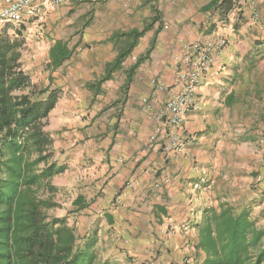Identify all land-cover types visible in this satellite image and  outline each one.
<instances>
[{"label": "crops", "instance_id": "1", "mask_svg": "<svg viewBox=\"0 0 264 264\" xmlns=\"http://www.w3.org/2000/svg\"><path fill=\"white\" fill-rule=\"evenodd\" d=\"M109 1L112 0L93 4ZM144 1L130 0L131 13L137 14ZM215 1L203 4L202 0H164L167 7L202 2L207 15L202 14L200 20L189 23L180 18V23L168 27L167 23L162 26L161 12L155 7L147 28L126 32V37H132L130 42L76 50L67 45L71 51L68 59L55 66L50 58L45 86L32 79L40 88L62 90L46 129L50 133L62 131L59 140L51 133L54 149L64 148L65 172H74L80 180L72 204L81 196L86 205L73 226L78 229L80 242L85 236L95 234L96 252L101 261L187 264L185 259L191 258L194 264L205 258L196 245L202 238L200 229L205 209L217 206L213 205L212 194L220 175L219 150L225 148L223 134L238 139L231 146L240 150L236 154L254 158L252 162L242 158L237 163L231 160L233 165L227 170L238 169L242 173L238 188L229 190L243 192L242 195L254 190L255 197L249 202L248 196L240 209L249 210L252 216L251 201H255L260 210L252 219L264 228V86L261 89L247 86L248 68L264 66V30L259 26H254L250 33L246 28L234 29L226 15L229 12L216 14L214 10L221 7ZM2 5L0 0V9ZM75 5L78 4L57 8ZM49 15L50 11L39 21ZM36 22H6L0 26V37L9 33V25ZM213 33L225 36L228 45L216 56L213 69L199 84L197 107L185 115V132L189 138L185 148L179 154L167 152L164 131L151 139L156 126L154 112L177 89L185 45ZM252 38L249 45L245 40ZM22 67L26 71L23 63ZM59 76L63 83L56 80ZM153 82L165 83L169 88L158 92ZM154 93L160 97L159 104L151 100ZM246 99L254 100V109H249ZM87 100L93 101L94 109L87 110L86 116H76L82 110L78 106H87ZM236 107L243 111L239 122L244 128L239 134H233L229 128ZM247 113L250 115L245 120ZM167 175L169 181L164 179ZM234 178L228 173L222 176L227 180ZM196 183L204 187L194 189ZM234 184L237 182L231 186Z\"/></svg>", "mask_w": 264, "mask_h": 264}, {"label": "trees", "instance_id": "2", "mask_svg": "<svg viewBox=\"0 0 264 264\" xmlns=\"http://www.w3.org/2000/svg\"><path fill=\"white\" fill-rule=\"evenodd\" d=\"M20 45L0 37V264H114L99 259L95 234L80 242L67 216L48 213L61 207L53 179L67 169L46 129L62 90L32 82ZM70 54L62 41L50 49L55 66ZM73 205L86 207L81 196ZM200 230L196 248L206 256L194 264H264V228L249 210L220 201L205 209Z\"/></svg>", "mask_w": 264, "mask_h": 264}, {"label": "rangeland", "instance_id": "3", "mask_svg": "<svg viewBox=\"0 0 264 264\" xmlns=\"http://www.w3.org/2000/svg\"><path fill=\"white\" fill-rule=\"evenodd\" d=\"M209 1L213 0H202L203 4ZM202 2H197L193 6L182 4L181 7H167L164 4V0H146L138 7L137 14L131 13L130 0H112L108 3L99 2L92 5L78 4L74 7L55 8L50 10L49 16L42 21H37L35 24L26 26L9 25L7 27L9 31L7 36L20 42L21 62L31 78L43 87L47 79L49 64H51L49 51L56 41H62L72 50H76L79 47L85 49L99 44L114 43L124 45L130 42L132 38L126 37V32H130L133 29L140 30L143 27L147 28L151 24L152 14L156 11L154 10L155 7L161 12L162 26H166L167 23L168 27H170L180 23L178 22L181 20L180 18L187 19V23H189L192 20H200L202 14L207 15L206 10L203 8L204 6H201ZM215 2L221 7L220 10H214L216 14L223 15L229 12L226 15L229 16V20H232L234 29L243 31L246 28L250 33L254 26H259L264 30V0H216ZM222 2H225L224 5H222ZM253 3L255 6L252 5ZM254 11L258 13V18H254ZM245 41L251 45L253 38ZM76 58L75 56L74 60ZM247 76L248 87L253 89H258L259 87L261 89L264 86V66L257 65V67L248 68ZM59 77H55L56 80L58 79L59 83H63L62 76ZM245 101L249 105V109H254L253 99H246ZM92 104L93 101L91 103V100H87V106H78L82 110L76 112V116L81 114L86 116L87 110L91 112L94 109ZM236 108L237 110L233 111L234 118L229 127L233 134L242 133L244 128L239 122L240 114L243 111L239 107ZM248 115L250 114L247 113L245 115V120ZM51 133L59 140L62 131L61 129L58 132L52 130ZM225 136L223 134L221 137L222 142L225 143V148L219 150L220 175L216 179V189L212 194L213 205H218L221 201L229 202L239 208L248 196L250 198L249 202L251 198L255 197L254 190H250L246 195H242L243 192L230 191L229 189H237L240 185V173L242 172L240 171L239 173L238 169L229 171L227 167H232L233 162L231 163V160H236L237 163L242 158L241 160H245V162H252L254 158L253 156L247 157L236 154V150L239 152L240 150L238 148L235 150L231 149V146L238 139H234L235 135H232V137ZM248 147H252V145L249 144ZM66 155L62 146L55 147V159L60 163H64L63 159ZM226 173L235 177L234 180L222 179V176ZM73 174L74 172H64L53 179V183L59 188L56 198L61 203V207L48 212L50 216H67L71 225H75L80 215V212L75 211V207L72 204V198L77 196L80 184V180ZM234 181L237 184L231 186ZM219 191L225 193L219 195L217 193ZM251 202L252 216H258L260 207L254 205L255 201ZM262 222L264 226V218ZM76 233L78 234V229Z\"/></svg>", "mask_w": 264, "mask_h": 264}, {"label": "built area", "instance_id": "4", "mask_svg": "<svg viewBox=\"0 0 264 264\" xmlns=\"http://www.w3.org/2000/svg\"><path fill=\"white\" fill-rule=\"evenodd\" d=\"M98 1L101 0H2L0 26L6 22L39 21L48 11L62 5L72 3L89 5ZM258 16V13L254 11V18H258ZM227 45L228 39L217 33L185 45L178 70L177 89L171 92L163 105L154 112L156 126L151 139H156V136L164 131L167 136L165 142L167 152L179 154L185 148L189 139L185 132V115L191 108L197 107L198 86L213 69L216 56L222 53ZM153 83L156 84L158 92L166 91L169 88L165 83ZM151 100L155 104L160 103L157 93L153 94ZM164 179L169 181L170 177L167 175ZM204 181L207 182V180ZM206 182L204 186H207ZM202 186V183H196L194 189H199ZM185 262L190 264L191 258H186Z\"/></svg>", "mask_w": 264, "mask_h": 264}]
</instances>
